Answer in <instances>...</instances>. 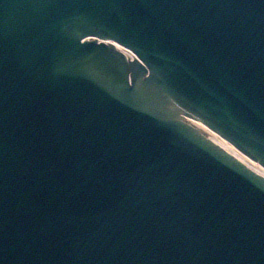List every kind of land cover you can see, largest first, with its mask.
<instances>
[{
  "label": "water",
  "instance_id": "obj_1",
  "mask_svg": "<svg viewBox=\"0 0 264 264\" xmlns=\"http://www.w3.org/2000/svg\"><path fill=\"white\" fill-rule=\"evenodd\" d=\"M0 264H264V0H0Z\"/></svg>",
  "mask_w": 264,
  "mask_h": 264
}]
</instances>
